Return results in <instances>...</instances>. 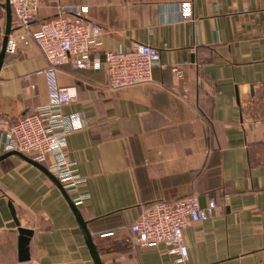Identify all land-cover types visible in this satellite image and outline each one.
I'll use <instances>...</instances> for the list:
<instances>
[{"label":"crops","instance_id":"0c3cea01","mask_svg":"<svg viewBox=\"0 0 264 264\" xmlns=\"http://www.w3.org/2000/svg\"><path fill=\"white\" fill-rule=\"evenodd\" d=\"M75 6L103 28L92 57L158 48L152 82L111 92L103 63L38 74L49 63L13 18L17 50L0 71V122L44 109L56 88L73 96L62 114H78L83 128L67 135L66 151L84 183L67 193L102 264H264V0H40L33 31ZM3 141L0 130V157ZM189 195L201 207L213 196L218 209L185 229L184 263L165 245L131 243L145 206ZM21 228L33 232L26 261ZM0 262L94 264L60 189L17 155L0 161Z\"/></svg>","mask_w":264,"mask_h":264},{"label":"built area","instance_id":"2783aa9c","mask_svg":"<svg viewBox=\"0 0 264 264\" xmlns=\"http://www.w3.org/2000/svg\"><path fill=\"white\" fill-rule=\"evenodd\" d=\"M10 3L17 25L33 37L49 63V69L38 74L52 76L63 65H71L76 70L97 69L103 63L111 92L152 82L153 69L161 62V52L154 46L140 45L129 51L118 49L107 52L103 58L100 55L92 57V49L102 37L103 28L88 19L87 6L61 7L56 17L33 31L40 0H10ZM186 8L185 18H188L191 7L187 5ZM16 50L17 40L10 36L6 54L13 55ZM172 71L182 75L178 68ZM72 97L67 90L56 88L50 93L44 109L25 115L14 123L8 120L0 122L4 153L18 152L44 165L67 192L84 183L76 174L66 151L67 135L83 128L78 114H62V107ZM227 198L228 195H225ZM217 209L218 203L213 196H209L205 207H201L196 195L173 202L149 204L129 228L131 243L140 249L165 245L177 262L184 263L188 258L185 229L191 223L209 220Z\"/></svg>","mask_w":264,"mask_h":264},{"label":"water","instance_id":"95a60500","mask_svg":"<svg viewBox=\"0 0 264 264\" xmlns=\"http://www.w3.org/2000/svg\"><path fill=\"white\" fill-rule=\"evenodd\" d=\"M5 10H6V30H5V36L3 38V42H2V49L0 52V71L1 68L4 64L5 58H6V47H7V43L9 40V37L12 34V19H13V14H12V7H11V3L10 0H6L5 3ZM12 155H17L22 157L24 160H26L28 163L36 166L37 168H39L40 170H42L45 174H47V176L50 177V179L54 182V184L60 189V191L62 192V194L64 195V197L66 198L70 208L72 209V211L74 212L84 234L86 237V243L88 245V248L90 250L92 259L94 261V264H102L100 257H99V253L98 250L94 244V241L92 239V236L90 234V231L88 229L87 223L84 221V219L82 218V215L80 213L79 208L77 207V205L73 202V200L71 199V197L68 195L67 191L64 189L63 185L61 184V182L55 178L50 172L49 170L42 164L37 163L36 161H34L33 159L24 156L21 153L18 152H10V153H6L4 156L0 157V161L4 158H7L9 156ZM13 210V208H12ZM13 214H15L14 210H13ZM18 223V222H17ZM20 254H21V260L26 261L29 260L30 258V253H29V244H30V239L33 236V232L31 230H27V229H20Z\"/></svg>","mask_w":264,"mask_h":264}]
</instances>
